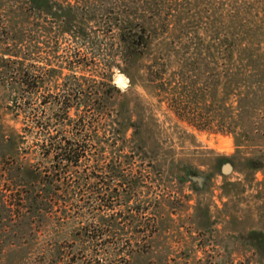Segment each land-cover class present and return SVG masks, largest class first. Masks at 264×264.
I'll return each instance as SVG.
<instances>
[{"label": "trees", "instance_id": "1", "mask_svg": "<svg viewBox=\"0 0 264 264\" xmlns=\"http://www.w3.org/2000/svg\"><path fill=\"white\" fill-rule=\"evenodd\" d=\"M23 1L40 12L38 0ZM96 8L114 17L107 26L115 41L111 55H105L104 40L93 43L85 36L80 44L104 63L100 85L68 78L61 96L52 97L58 88L33 74L28 63L34 48L26 46L23 30L0 42V56L7 57L0 73L12 86L11 103L38 140L39 162L19 167L15 183L17 227L23 232L29 225L31 240L44 243L38 264H86L87 256L88 264H114L112 258L128 264L134 252L129 240L120 246V221L124 214L141 220L149 207L138 191L141 179H129V166H142L149 154L139 133L145 119L140 106L150 104L127 101L132 85L123 92L112 85L115 58L143 72L159 105L191 111L195 121L185 122L197 132L230 135L239 120L261 113L255 90L264 89V0H103ZM58 31L69 34L70 27ZM25 130L17 131L21 144ZM148 159L150 165L154 159ZM13 170L5 169L7 183ZM30 171L38 175L34 184L25 177ZM113 236L120 242L112 245Z\"/></svg>", "mask_w": 264, "mask_h": 264}, {"label": "rangeland", "instance_id": "2", "mask_svg": "<svg viewBox=\"0 0 264 264\" xmlns=\"http://www.w3.org/2000/svg\"><path fill=\"white\" fill-rule=\"evenodd\" d=\"M38 1L40 12L23 0H0V42L23 30L26 46L34 48L28 63L36 71L33 74L46 78L44 85L58 88L51 91L52 97L61 96L68 78L100 85L104 63L100 56L92 58L91 50L80 42L85 36L93 43L104 40L105 55H111L115 41L107 26L114 17L97 10L103 0ZM62 25L70 27L71 34H61L58 26ZM5 59L0 56V63ZM111 74L112 85L120 91L132 85L128 102L150 104L140 106L145 119L139 133L149 154L142 166L137 162L129 166V179H141L138 191L149 207L141 220L124 214L126 220L120 221L125 235L120 246L129 240L134 251L128 264H264V89L255 90L261 113L249 121L239 120L234 133L219 135L191 128L185 122L195 121L191 111L159 105V94L145 83L137 66H124L115 58ZM8 84L5 75L0 76V264H38L44 243L31 240L29 225L19 230L15 213L19 167L39 162L38 140L36 131L29 134L32 130L17 116ZM41 97L33 98L34 103ZM83 112L80 115L94 120L91 112ZM153 115L152 121L146 120ZM22 129L26 138L21 144L17 131ZM130 137L127 132L126 139ZM149 157L154 159L150 165ZM6 168H14L8 183ZM97 175L103 177L101 171ZM25 177L28 184L38 180L31 171ZM114 236L108 240L112 245L120 242ZM84 262L90 263V257Z\"/></svg>", "mask_w": 264, "mask_h": 264}, {"label": "water", "instance_id": "3", "mask_svg": "<svg viewBox=\"0 0 264 264\" xmlns=\"http://www.w3.org/2000/svg\"><path fill=\"white\" fill-rule=\"evenodd\" d=\"M119 80V78L118 79H116V83H117V81ZM123 86H125V85H123ZM225 171H227V169H225ZM226 173V172H225Z\"/></svg>", "mask_w": 264, "mask_h": 264}, {"label": "flooded vegetation", "instance_id": "4", "mask_svg": "<svg viewBox=\"0 0 264 264\" xmlns=\"http://www.w3.org/2000/svg\"><path fill=\"white\" fill-rule=\"evenodd\" d=\"M187 177L190 178V179H193V178H191L189 175H187Z\"/></svg>", "mask_w": 264, "mask_h": 264}, {"label": "bare ground", "instance_id": "5", "mask_svg": "<svg viewBox=\"0 0 264 264\" xmlns=\"http://www.w3.org/2000/svg\"><path fill=\"white\" fill-rule=\"evenodd\" d=\"M121 82V81H120ZM119 84V83H118Z\"/></svg>", "mask_w": 264, "mask_h": 264}]
</instances>
